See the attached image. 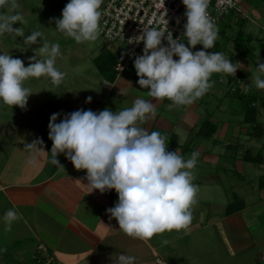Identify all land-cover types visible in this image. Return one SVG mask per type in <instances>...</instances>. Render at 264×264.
<instances>
[{"label":"crops","instance_id":"obj_1","mask_svg":"<svg viewBox=\"0 0 264 264\" xmlns=\"http://www.w3.org/2000/svg\"><path fill=\"white\" fill-rule=\"evenodd\" d=\"M138 79L124 74L112 81L102 78L97 91L89 87L86 99L91 97V102L79 110L119 112L137 98L153 100L156 116L140 127L159 131L167 137L168 151L185 159L193 151L200 154L193 170L199 192L190 228L165 232L151 240L127 236L107 212L117 203V194L90 192L86 170H76L68 159L61 164L64 170L58 167L50 173V142L43 129L6 120L0 123V256L21 241L15 256L30 243L34 244L33 255L37 244L43 243L55 264H118L119 254L134 256L135 264H264L260 258L264 250V219L260 218L264 215V187L239 189L245 180L246 160L243 154L238 158L235 152L228 155L232 144L226 138V125L220 123L210 137L203 136L198 132L203 114L197 101L170 110L171 101L154 100L148 89L140 88ZM239 81L244 83L242 87L247 85L245 79L235 77L230 90L245 93ZM109 84L111 89L106 87ZM36 139L42 141L41 150L25 147ZM232 157L235 169L226 162ZM229 170L232 177L237 176L234 180L229 178ZM227 184L230 189H222ZM237 199L240 205L227 213V206ZM257 203L260 209L252 208ZM9 209L16 210L21 219L6 231L4 216ZM177 240L179 246L174 244Z\"/></svg>","mask_w":264,"mask_h":264},{"label":"clouds","instance_id":"obj_2","mask_svg":"<svg viewBox=\"0 0 264 264\" xmlns=\"http://www.w3.org/2000/svg\"><path fill=\"white\" fill-rule=\"evenodd\" d=\"M182 3L186 9L187 46L173 39L171 33L166 36L164 46L165 33L152 27L129 42L144 45L143 54L134 60L138 85L148 89V96L154 100L171 101L170 110L190 106L202 98L213 87L210 81L214 73L234 76L242 67L222 52L206 51L215 46L218 38V28L207 10L210 0H182ZM102 4L103 0H69L61 18L55 21L56 29L76 43L94 42L102 31ZM5 6L12 10L20 7L17 0H0V8ZM16 22H23L20 13H0V35L14 33L24 37L22 27H13ZM42 36L41 31H33L24 40L37 44ZM198 44L203 50L193 51ZM38 51L45 59L32 58L28 66L10 53L0 54V101L4 104L26 108L32 93L24 82L29 78L47 76L57 86L64 80L66 73L56 67L60 44L45 40ZM257 65L253 83L264 90V62ZM152 101L137 98L131 107L119 112L108 108L99 112L76 110L59 123L56 121L60 113H54L48 123L52 163L64 170L57 159L63 153L76 170H86L90 192L115 190L118 201L107 212L124 234L140 240H151L173 230H188L199 192L193 171L199 152L193 151L185 159L176 151H168L167 137L159 131L149 132L140 127L156 116ZM41 146L40 139L25 145L34 151L41 150ZM4 219L5 230L10 231L13 221L21 219V215L9 209ZM117 259L118 264H135L136 260L125 254H119Z\"/></svg>","mask_w":264,"mask_h":264},{"label":"rangeland","instance_id":"obj_3","mask_svg":"<svg viewBox=\"0 0 264 264\" xmlns=\"http://www.w3.org/2000/svg\"><path fill=\"white\" fill-rule=\"evenodd\" d=\"M105 1L103 0L101 8ZM242 1L247 15V19H244V29L246 32L252 33L251 44L254 46V53L258 54L261 51L259 43H264V0ZM68 2L69 0H17L20 7L16 10H12L9 6L0 8V13L3 14L20 13L23 16V22L22 24L16 22L13 27H22L25 32L24 37H18L14 33L0 35V54L10 53L11 56L21 59L24 65L28 66L30 62L45 59L38 51L45 40L50 43L58 42L60 44L61 55L56 59V67L61 72L66 73V75L59 86L53 84L47 76L29 78L24 82V86L29 88L32 93L28 98L26 108L11 107L0 101V123L6 120H15L20 123L37 125L43 129L50 146H52V141L48 138V123L51 115L60 113L56 121L59 123L67 114L79 110L85 105L88 106L86 96L89 87H91V90H98L97 86L98 84L100 85L103 77L97 71L93 63V57L106 50L115 55L119 61H123L127 53L125 45L107 41L101 35L94 42L76 43L72 38L58 31L55 21L61 18L62 10ZM227 19L228 16L219 23H215L218 28L216 42L221 47L228 45L226 37L234 31L233 29H236L232 28L234 27L233 24L232 27L226 26ZM241 21L239 18L235 26ZM33 31H41L43 33V36L38 38L39 42L37 44H29L24 40ZM181 42L187 46V38L184 35ZM198 48L199 44L193 50L197 51ZM234 57L235 63L239 62L242 65L241 68L237 69L235 75L229 76L225 73H214L210 81L213 83V87L202 98L196 100L200 104L199 110L203 114L200 125L204 124L206 126L207 120L212 121L213 118H218L221 121L216 123V126L222 125L220 123L226 125V138L232 144L228 149V155L234 156L235 152L237 153V158L241 157L243 148L250 147L252 154L259 153L264 159V131L261 136L256 135L258 129H252L250 122L243 121L245 114L241 110V98H239L238 93L230 90V84L235 81V77L245 79L247 85L242 87L244 83L239 81L238 86L242 87L245 92L250 89L258 95L255 102L256 122L264 128V90L257 89L253 83V78L257 75L258 65L250 57L237 53L234 54ZM133 67L134 62L128 68L133 69ZM93 86L95 88H92ZM226 162L233 168L235 162L233 157ZM263 173L264 161L261 164H257L246 160L244 162L245 180H241L243 187L239 189H260L258 182ZM228 174L232 180L237 177L231 176L233 174L232 170H229ZM204 187H207V184ZM222 189H230V186L227 184L225 187L224 185ZM248 192L251 191L249 190ZM262 206L263 204H261V208ZM252 208L260 209L259 203ZM260 218L264 219V215H261ZM20 244L21 241L12 244L10 249H7L8 252L5 251L0 256V264H36L35 253L32 255V246L34 245L32 243L25 245L23 248L20 247L22 248L21 250H24L23 253L15 256V251L19 249ZM174 244L179 246V240L174 242ZM183 249L182 251L184 252ZM191 252L190 250L189 253ZM6 253L9 254L7 255Z\"/></svg>","mask_w":264,"mask_h":264},{"label":"built area","instance_id":"obj_4","mask_svg":"<svg viewBox=\"0 0 264 264\" xmlns=\"http://www.w3.org/2000/svg\"><path fill=\"white\" fill-rule=\"evenodd\" d=\"M207 10L215 23H219L231 12L247 16L242 0H210ZM101 11L100 35L107 41L122 43L127 47L125 59L115 65L116 76L122 75L135 58L143 54V42L129 43L131 39L141 35L142 30L152 27L163 31L165 39L162 44L165 46L166 36L170 33L173 39L180 41L184 35L186 9L182 0H106ZM106 87L111 89L112 85ZM36 251L39 257L37 264L54 262L48 247L43 243L37 245ZM260 258L264 261V250L261 251Z\"/></svg>","mask_w":264,"mask_h":264},{"label":"trees","instance_id":"obj_5","mask_svg":"<svg viewBox=\"0 0 264 264\" xmlns=\"http://www.w3.org/2000/svg\"><path fill=\"white\" fill-rule=\"evenodd\" d=\"M234 14L235 13L231 12L227 15L228 19H227V23H226L227 25L226 26L232 27V24H233L234 27H232V28H236V29H233L234 31L226 37V39H227L226 43L229 46L227 45L225 47H221L220 44H218L215 41V46L212 47L211 49L206 50V51L222 52L226 56V58L230 59L233 63H235V57H234L235 53L240 54L242 56L250 57L251 59L255 60L257 63L258 62H264V43L263 44H262V42L259 43L261 51H259L258 54H255L253 51L254 46L251 44L252 33L246 32L244 29V19H247V16H241L238 13H236V15H234ZM239 18L242 21L238 25L235 26V24H237V22L239 21ZM198 50H203V46L199 45ZM254 57H256V58L254 59ZM118 61L119 60L117 59V57L115 55H113L111 52L106 51V50H103L102 52H100L99 54H97L96 56L93 57V63L95 65L97 71L100 73V75L105 80H109V81L114 80L116 77L117 71L115 70V65ZM123 74L129 76L130 78H134V79L138 78L136 75V71H133L132 69H129V68L127 70H125L123 72ZM234 93H238L239 98H241V101H240L241 110L245 114L243 121L244 122H250L252 124V125H250L252 129H258V131L256 132V135L261 136L263 134L264 128L258 122H256V104H255V102L258 98V95L255 92L251 91L250 89H248L244 93V92L239 91L236 88V89H234ZM205 124H206V126L204 124H202L198 128V132L200 134H202L203 136L210 137L214 133V131L216 130V122L213 120L212 121L207 120ZM248 133H249V131H248ZM51 147L52 146H50V143H49L48 159H49L50 164H51L50 173H54L59 166L52 163ZM242 157H243V159H245L247 161H252V162H255L257 164H261L264 161L263 156L261 154H259V153L252 154L251 149L248 147L245 148V150L243 151ZM57 159H58L59 163L62 164L63 161L66 159L65 154H63V153L59 154L57 156ZM258 187H260V188L264 187V173L259 178ZM108 192L113 196L117 194L115 192V190H108ZM237 202H240V200L237 199L234 203L229 204L227 206L226 212L230 213V212L234 211L237 207V204H238ZM238 205H240V204H238ZM38 258H39L38 253L35 252L34 259L36 262L38 261ZM51 264H55V263L53 262Z\"/></svg>","mask_w":264,"mask_h":264}]
</instances>
